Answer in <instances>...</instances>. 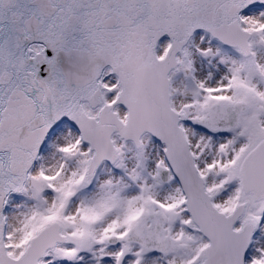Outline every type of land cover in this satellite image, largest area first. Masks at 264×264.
Returning a JSON list of instances; mask_svg holds the SVG:
<instances>
[{
	"label": "snow or ice",
	"instance_id": "obj_1",
	"mask_svg": "<svg viewBox=\"0 0 264 264\" xmlns=\"http://www.w3.org/2000/svg\"><path fill=\"white\" fill-rule=\"evenodd\" d=\"M0 264H264V0H0Z\"/></svg>",
	"mask_w": 264,
	"mask_h": 264
}]
</instances>
